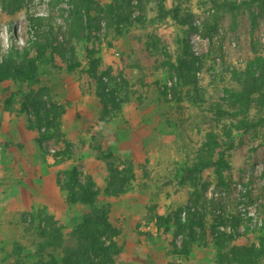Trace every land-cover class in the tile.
I'll return each instance as SVG.
<instances>
[{
    "label": "rangeland",
    "instance_id": "1",
    "mask_svg": "<svg viewBox=\"0 0 264 264\" xmlns=\"http://www.w3.org/2000/svg\"><path fill=\"white\" fill-rule=\"evenodd\" d=\"M37 42L32 88L0 80V264L106 259L73 166L117 230L107 264H264V0H0V62Z\"/></svg>",
    "mask_w": 264,
    "mask_h": 264
},
{
    "label": "trees",
    "instance_id": "2",
    "mask_svg": "<svg viewBox=\"0 0 264 264\" xmlns=\"http://www.w3.org/2000/svg\"><path fill=\"white\" fill-rule=\"evenodd\" d=\"M48 51H52L51 43L39 44L37 42L36 45H33V52L31 53L27 50L25 55L20 53L16 47L11 46V54L0 62V80L7 77L8 73H13L22 85L21 92L30 90L36 82L37 63ZM260 68L261 74L264 77V62L261 63ZM249 75L254 77L253 71H250ZM101 95L106 103L108 98L103 91H101ZM32 106L37 117V128L40 130L44 125L48 127V131L42 133L41 138L38 139V142L42 143L43 136L52 134L50 130L53 122L48 120L50 114L46 112V108L43 106L41 100L34 99ZM221 159H223V155H221ZM63 190L67 192L68 204L73 205L79 202L85 207L83 221L78 225L83 235L85 247L104 254L106 259L101 264H107L106 260L112 258L111 254H115L116 246L115 244L107 245L101 240V237L105 234L114 236L117 234V230L110 223L107 209L103 206L100 207L97 203V193L94 189V183L92 181L83 183L80 179L79 168L73 166L67 173V180L63 184ZM192 240L193 242L195 241L194 238ZM182 252L185 253V250ZM82 261V256L76 255L75 259L68 261V263L82 264ZM52 264L58 263L54 260ZM85 264H88V262ZM111 264H113L112 261Z\"/></svg>",
    "mask_w": 264,
    "mask_h": 264
},
{
    "label": "water",
    "instance_id": "3",
    "mask_svg": "<svg viewBox=\"0 0 264 264\" xmlns=\"http://www.w3.org/2000/svg\"><path fill=\"white\" fill-rule=\"evenodd\" d=\"M12 43L15 44V45L19 43V40H18V37H17L16 33H15L14 36H13V41H12Z\"/></svg>",
    "mask_w": 264,
    "mask_h": 264
}]
</instances>
